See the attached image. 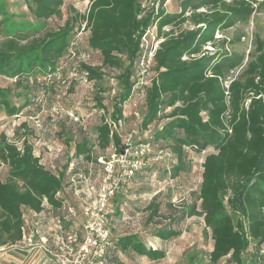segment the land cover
Instances as JSON below:
<instances>
[{
	"label": "trees",
	"instance_id": "obj_1",
	"mask_svg": "<svg viewBox=\"0 0 264 264\" xmlns=\"http://www.w3.org/2000/svg\"><path fill=\"white\" fill-rule=\"evenodd\" d=\"M24 1L37 20L61 15L65 2ZM167 1L90 0L85 13L70 8L63 25L44 32L37 27L14 28L11 23H4L0 77L14 79L17 87L29 88L30 80L37 82L39 76L62 70L59 62L68 52L77 25L86 21L87 47L100 53L102 64H82V68L94 82L106 76L104 67L119 70L117 80L122 89L111 112L113 121L118 123L123 116L122 103L133 88L132 75L142 37L156 23L164 40L155 53L142 127L165 119L150 142L160 144V150L167 148L173 155L167 171L170 178L190 171V153L211 151L202 163L199 206L194 201L188 213H177L173 208L166 214L162 201L154 197L149 202L147 221L155 222L153 236L165 241L176 237L182 220L198 214L203 216L213 240L209 255L212 264L225 257L234 264H264V40L257 38L254 50L242 62L230 52L234 41L225 35L264 8V1L181 0L176 12L166 10ZM4 16L0 9V25ZM166 26L169 30H164ZM33 91L30 97L35 94ZM13 96L22 97L0 84V111L8 116L18 115L28 105L26 101L13 103ZM97 99L104 112L109 113L102 95H97ZM29 136L30 133L25 134L19 146L9 141L5 133L0 134V166H8L7 177L0 176V246L22 238L23 206L40 211L44 198L55 207L64 199L59 193L64 191L65 170L57 175L43 165ZM97 138L102 149L111 143L118 150L121 148L119 133L107 123L98 126ZM74 148L73 158L93 160V145L86 135ZM123 253L151 260L166 255L132 232L112 238L107 264H126Z\"/></svg>",
	"mask_w": 264,
	"mask_h": 264
},
{
	"label": "rangeland",
	"instance_id": "obj_2",
	"mask_svg": "<svg viewBox=\"0 0 264 264\" xmlns=\"http://www.w3.org/2000/svg\"><path fill=\"white\" fill-rule=\"evenodd\" d=\"M89 3L90 0H65L61 15L53 16L47 20H37L29 11L24 0H0V9L5 12V18L0 25V39L3 38L5 28L10 23L14 28L37 27L41 32L55 29L64 24L70 14V8L85 13ZM180 4L181 0H168L165 8L168 12H176L180 10ZM4 23L6 26H3ZM225 35L234 41L230 44V52L240 57L242 62H246L254 50L255 40L257 38L264 40V8L262 7L247 20L237 23L236 26L227 30ZM219 36L220 34H217V37ZM71 62L74 63L72 59L65 64L60 63V67L63 65L62 70L50 75L39 76L37 82L32 81V83L30 80L29 88L17 87L14 79L0 77L2 86L10 87L22 95L21 98L13 96V103L20 104L25 101L28 103L18 115L8 116L0 111V134L5 133L9 141L21 146L24 135L30 133L29 140L34 144L35 154L41 157V162L51 171L65 170V183L69 174L66 169L74 155L72 153L75 143L81 139V136L86 135L93 145V160L87 161L85 158L76 157L74 172L81 169L89 173L93 179L91 182L96 185L104 173L98 158L103 156L106 159L110 155L108 147L102 149L98 144L97 128L106 114L97 95H102V103L106 107H112L122 89L117 80L119 70L104 67L106 76L103 80L88 86L68 78ZM90 62L100 66L102 64L100 53L93 52ZM41 86H44L47 92L46 98L43 103L37 104L34 94L30 97V92L32 89L35 90L33 92H37ZM31 99L34 102H31ZM134 100V97L131 100L128 99L127 107L124 108L127 115L118 125V133L121 139H124L127 134L136 130L135 140L151 139L165 119H159L147 128L142 127L145 102H140L135 107ZM56 106L59 107L60 113ZM135 110L140 111V117L135 116L133 113ZM67 111H74L80 121H73ZM23 123L26 124V127H22ZM154 146L155 151L147 165L136 174L128 187L117 194L112 234L113 240H116L120 235L137 233L149 247L162 249L166 255L159 260H151L134 253H123L121 257L126 264H212L209 255L213 248V240L210 230L205 227L203 216L187 215L177 226L180 234L165 241L153 236L155 222L148 223V210H146L147 205L154 197L157 201L164 203L162 210L166 214L174 209L177 213H188L194 201L199 206L198 193L202 181V163L211 149L200 154L190 153L192 161L190 171L181 173L176 178H170L167 171L171 167L174 157L167 148L163 147L164 151H161L160 144L155 143ZM7 174L8 166L1 165L0 176L5 179ZM65 187L62 197L80 211L82 200L86 196L80 193L76 194L73 186L68 183ZM169 203L172 207L169 206ZM218 264L234 263L225 257Z\"/></svg>",
	"mask_w": 264,
	"mask_h": 264
},
{
	"label": "built area",
	"instance_id": "obj_3",
	"mask_svg": "<svg viewBox=\"0 0 264 264\" xmlns=\"http://www.w3.org/2000/svg\"><path fill=\"white\" fill-rule=\"evenodd\" d=\"M86 26L87 22L82 21L76 28L68 52L60 60L58 67L62 68L63 65L60 67V63L65 64L72 59L74 63L71 62L68 78L90 86L94 85V81L88 78L87 70L82 68V64L94 66L90 62L93 51L87 47L89 31ZM164 30H169V27H164ZM163 40L156 23L143 35L132 75L133 88L130 96L122 103V118L118 123L113 121L111 117L113 107H107L109 113L104 112L106 115L102 122L107 123L114 131L118 132V125L126 118L124 108L127 107L129 98L130 100L135 98V107L140 102H145L147 88L154 76L155 53ZM207 48L213 50L211 46ZM228 86L229 82H226V87ZM46 93L44 86L35 92L34 100L37 104L45 101ZM56 108L60 113L59 107ZM67 113L73 121H80L74 111ZM133 113L140 117L139 110ZM135 132L136 130H133L122 139L120 150L111 143L108 146L109 157L98 158L104 173L96 185L91 182L93 179L89 173L81 169L74 172L76 159L72 157L66 169L69 174L66 183L64 180V190L68 183L73 186L76 194L86 196L82 200L80 211L65 199L60 206L55 207L44 198L40 211L23 206L22 238L13 244L0 246V251L11 254L25 253L28 257L33 255L31 264H107L106 253L113 238L112 220L116 212L117 194L129 186L130 181L147 165L155 151L150 138L135 140ZM74 152L75 148L72 154ZM54 173L59 175V172ZM62 194L63 190L59 195L63 196ZM261 252L264 254V246ZM24 263L25 257L18 262Z\"/></svg>",
	"mask_w": 264,
	"mask_h": 264
},
{
	"label": "crops",
	"instance_id": "obj_4",
	"mask_svg": "<svg viewBox=\"0 0 264 264\" xmlns=\"http://www.w3.org/2000/svg\"><path fill=\"white\" fill-rule=\"evenodd\" d=\"M11 253H3L0 251V264H18L19 260H21V258L25 257V263L24 264H31L32 260H33V255L32 256H25L26 254H19L16 252H12ZM34 264V263H33Z\"/></svg>",
	"mask_w": 264,
	"mask_h": 264
}]
</instances>
